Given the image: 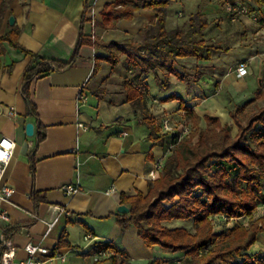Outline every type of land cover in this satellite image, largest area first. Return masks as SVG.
Listing matches in <instances>:
<instances>
[{
    "label": "crops",
    "instance_id": "obj_1",
    "mask_svg": "<svg viewBox=\"0 0 264 264\" xmlns=\"http://www.w3.org/2000/svg\"><path fill=\"white\" fill-rule=\"evenodd\" d=\"M109 1L90 0L88 18L96 14L101 22L100 11ZM84 4L85 0H13L11 16H15V24L22 30L19 43L44 59L71 61L79 44ZM9 18L5 19L4 32L9 30ZM88 31L86 26L85 32ZM6 46L7 54L0 58V139H13L16 149L2 184L15 191L8 200L0 202V212L9 216V221L0 219V253L4 234L17 248L11 264L28 259L25 247L29 242L49 248L53 254L68 253L65 260L55 261L40 255L38 260L43 264H112L98 255L93 246L85 248L84 234L91 233L99 238L98 242H112L123 252L117 258L119 264H150L155 259L163 264H177L185 257L183 252L146 247L137 228L123 230L115 215L120 213L122 195H147L153 182L150 173L159 164L163 167V139L152 129L158 126L157 117L165 115L161 109L179 103L167 98L174 95L185 102L183 88L188 86L187 78L170 74L173 79L163 89L154 72L140 74L136 80L145 91L139 89L143 95L135 102H127L124 87L113 95L119 99L99 96L92 89L93 80L102 71L93 75L95 56L99 54L96 47L83 45L78 59L69 67L33 80L31 98L37 116L28 115L23 86L32 58ZM189 59H177L179 65L174 63V68L181 73L185 66L180 61ZM250 71L251 67L249 74ZM81 93L87 98L85 103L79 101ZM149 120H155V125H150ZM28 123L35 125L33 136L27 134ZM42 132L45 137L39 140ZM69 183L79 184L80 192L66 196L62 187ZM112 188L115 190L107 194ZM35 193L38 202L33 199ZM56 217L59 220L51 226ZM246 219L217 216L213 219L214 232L220 233L216 226L230 229L232 223ZM166 225L196 232L193 219L173 220ZM65 232V241L70 245L55 251Z\"/></svg>",
    "mask_w": 264,
    "mask_h": 264
},
{
    "label": "trees",
    "instance_id": "obj_2",
    "mask_svg": "<svg viewBox=\"0 0 264 264\" xmlns=\"http://www.w3.org/2000/svg\"><path fill=\"white\" fill-rule=\"evenodd\" d=\"M258 1L264 8V3ZM12 2L13 0H0V58L7 54L6 44L32 58L25 72L23 93L27 102V114L37 116V107L31 98L33 80L69 67L78 59L83 45L96 47L90 31L85 32V27L90 25L92 19L87 16L91 8L90 0H85L79 44L69 62L44 59L22 46L19 43L22 30L17 24L10 25L9 19V30L4 32L6 17L13 15L10 11ZM139 9L160 13L156 22L146 26L142 32V44L145 47H151L173 61L179 58L210 61L218 53V48L209 45L204 35L210 22L202 12L192 16L190 29L185 34L180 29L170 31L167 28L169 0H111L100 11L101 25L108 30L114 29L121 16L126 20H133ZM259 17L261 25L264 14ZM129 59L132 62L130 66L139 68L141 75L145 76L157 69L154 64L146 66L138 62L132 54ZM120 61L117 56L96 55L93 75L102 70L103 62L111 63L116 68ZM13 67L14 64L8 71L12 72ZM170 74L182 79V74L173 67ZM170 74L167 79L156 75L159 87H169ZM123 85L128 95L127 102H135L143 95L130 80H125ZM169 100H178L180 109L191 114L195 125L200 124L202 118L193 108L186 106L182 98L172 95L167 98ZM231 117L238 128L235 136L232 135L229 124L224 125L219 118L204 117L207 127L199 128L189 139L178 145L174 153L164 161L158 177L151 182L147 195L139 192L134 196L123 194L121 197L122 205L128 206L130 212L115 215L120 227L123 230L136 227L139 237L148 248L160 246L172 253L183 252L185 257L177 260V264H216L219 260L227 264H263L250 249L264 232V218L254 220L259 202L264 198V106L253 114L245 112L244 105L238 106L236 111L231 112ZM155 123V120H149L150 125ZM160 127L161 131L159 125L152 131L160 133L159 139H164L163 135L168 133H163V126ZM44 137L45 133H39V140ZM194 137H197L195 144L192 142ZM32 168L34 171L35 160H32ZM33 199L38 202L36 193ZM217 216H224L228 220L247 218L250 224H239L230 228L229 232L217 234L213 224V219ZM178 219H193L196 232L166 225L167 222ZM66 237L65 232L55 251L70 245L65 241ZM109 248L114 251V255L104 260L119 264L117 258L124 254L112 242H96L93 245L97 252ZM1 256L0 253V264ZM150 264L163 262L155 259Z\"/></svg>",
    "mask_w": 264,
    "mask_h": 264
},
{
    "label": "rangeland",
    "instance_id": "obj_3",
    "mask_svg": "<svg viewBox=\"0 0 264 264\" xmlns=\"http://www.w3.org/2000/svg\"><path fill=\"white\" fill-rule=\"evenodd\" d=\"M235 2L247 4L252 11L251 14L257 13L261 17L264 14V8L258 0H169L167 28L170 31L180 29L185 34L190 29L192 16L202 12L210 22L204 35L209 45L215 46L219 51L210 61L199 62L196 58H190L186 62L180 61L184 63L181 66H185L181 76L188 81V86L183 88V92L186 93L185 105L193 108L202 120L199 125H195L191 114L180 109L178 100L173 101L179 103L160 110L161 114L165 113L157 117L160 131V126L164 125L166 119H170L172 128V131L163 135L164 139L160 142L164 146L165 155L162 158L164 161L174 153L183 140L189 139L199 128L207 127L204 117L219 118L224 125L229 124L232 135L235 136L238 128L234 124L231 112L244 105L245 112L253 114L264 106V34H259L264 32V21L259 25L249 16L232 19L226 5ZM151 12L139 9L133 20H126L121 16L116 22V28L109 30L103 28L97 19L98 15L91 17V23L87 26L94 39L97 54L117 56L121 60L116 68H113L111 63H102V71L93 80L94 93L103 97L111 95L114 99H119L120 97L113 95L123 90L125 80H130L138 89L145 91L143 84L136 80L139 78L140 69L130 66L132 65L130 54L146 66L156 65L154 74L163 79H167L171 67L174 68V63L179 65L178 60L173 61L165 54L142 44L143 30L153 24L160 14L152 10ZM141 19L144 22H141ZM242 60L250 63L251 71L247 76L239 78L236 75L237 67ZM169 78L173 79L171 75ZM92 97L95 98L93 94ZM165 141L167 143H164ZM192 142L195 144L197 137L192 138ZM261 218H264V198L260 200L254 214V220ZM223 221L227 224V221ZM249 222V219H246L229 226L235 227L234 224L248 226ZM215 223L220 224L218 220ZM226 227L227 225L224 226ZM216 228L220 233L229 232V229L223 230L217 226ZM250 252L264 264V232L259 235ZM216 264L227 263L219 260Z\"/></svg>",
    "mask_w": 264,
    "mask_h": 264
},
{
    "label": "built area",
    "instance_id": "obj_4",
    "mask_svg": "<svg viewBox=\"0 0 264 264\" xmlns=\"http://www.w3.org/2000/svg\"><path fill=\"white\" fill-rule=\"evenodd\" d=\"M261 2L264 3V0H261ZM229 11V16L232 19H237L240 16H249L252 17V19L259 24L260 17L257 13H252L248 6L242 2H235L230 3L226 5ZM94 16V15H93ZM259 34H264V32H259ZM250 69V63L242 60L238 63L237 67V76L245 77L247 74H249ZM87 98L84 95V93H81L79 95V101L86 102ZM170 119H166L163 125V133H169L172 131ZM83 126V125H81ZM16 149V142L7 137H3L0 139V202L4 200H8L11 195L14 194V189L12 187H9L7 185H3V178L7 169V166L9 165V162L11 161L12 157L14 156ZM161 169V165L159 164L158 167H156L151 173L150 176L153 180H155L158 177V170ZM115 188H112L110 191L107 192V194H110L111 191H114ZM62 192L66 196H74L78 192H80V186L79 184L69 183L65 184L62 187ZM0 219L9 221V216L4 213L0 212ZM59 220L58 217L54 219V221L51 223V226H53L57 221ZM84 240L86 242L85 248H89L93 246L96 242L99 241V238L96 237V235H92L91 233L84 234ZM1 262L2 264H11L15 261L16 255H17V248L12 243L11 239L7 238L4 234H1ZM25 250L28 254V259L25 261H22L21 264H43L38 260V256H46L48 260H65L68 256V253H61V252H54V254L51 252L49 248L43 247L39 244H34L32 242H29ZM98 255H100L103 258H108L114 255V251L112 249H102L98 251ZM179 263V261H178Z\"/></svg>",
    "mask_w": 264,
    "mask_h": 264
},
{
    "label": "water",
    "instance_id": "obj_5",
    "mask_svg": "<svg viewBox=\"0 0 264 264\" xmlns=\"http://www.w3.org/2000/svg\"><path fill=\"white\" fill-rule=\"evenodd\" d=\"M9 21H10V25H12V26L15 25V23H16L15 16H10ZM26 131H27V134L29 136H33L35 133V125L33 123H28L26 125ZM118 211L120 213H129L130 208L126 205H122V206H119Z\"/></svg>",
    "mask_w": 264,
    "mask_h": 264
}]
</instances>
